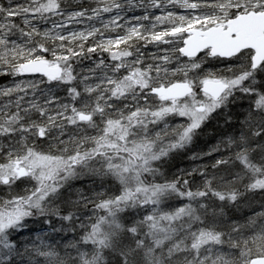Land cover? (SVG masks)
<instances>
[{"label":"snow or ice","instance_id":"1","mask_svg":"<svg viewBox=\"0 0 264 264\" xmlns=\"http://www.w3.org/2000/svg\"><path fill=\"white\" fill-rule=\"evenodd\" d=\"M0 264H264V0H0Z\"/></svg>","mask_w":264,"mask_h":264},{"label":"trees","instance_id":"2","mask_svg":"<svg viewBox=\"0 0 264 264\" xmlns=\"http://www.w3.org/2000/svg\"><path fill=\"white\" fill-rule=\"evenodd\" d=\"M215 127V122H212L208 125L206 128V133L208 135H204L201 138L200 147L204 146V142L210 140V134L213 132V129ZM188 166V160L186 157L183 156H177L172 162H171V171L175 172L177 169H182Z\"/></svg>","mask_w":264,"mask_h":264}]
</instances>
